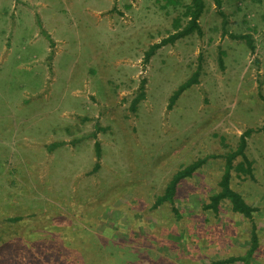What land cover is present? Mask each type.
Returning a JSON list of instances; mask_svg holds the SVG:
<instances>
[{"label":"rangeland","instance_id":"obj_1","mask_svg":"<svg viewBox=\"0 0 264 264\" xmlns=\"http://www.w3.org/2000/svg\"><path fill=\"white\" fill-rule=\"evenodd\" d=\"M221 1L228 30L251 33L255 52L224 35L205 0L202 35L144 64L191 0H0V264H209L247 256L254 223L258 247L231 264H264V0ZM198 64L199 83L169 109ZM248 128H260L247 137L252 171L233 169L231 185L257 211L248 218L228 199L206 209Z\"/></svg>","mask_w":264,"mask_h":264},{"label":"trees","instance_id":"obj_2","mask_svg":"<svg viewBox=\"0 0 264 264\" xmlns=\"http://www.w3.org/2000/svg\"><path fill=\"white\" fill-rule=\"evenodd\" d=\"M215 2L219 14L222 17V26H223L224 35H229L231 38L234 39L245 40L248 46L250 47L251 51L255 52L256 46L253 35L251 33L230 32L227 28L229 22L228 15L222 9V1L215 0ZM205 7H206L205 0H191V3L186 6V11H185V15L188 17L187 22L184 25H182L181 18H176L174 21L176 30L173 33H170L167 37L162 38L161 41L153 43L149 46V48L146 50L144 55V59H143L144 64L149 63L151 57L155 54V52L159 48L167 44H172L177 40L189 36L193 33H198L199 35H202L203 29L200 23V18L204 13ZM48 58L50 60L51 55ZM219 60H220V64L222 65L223 56L221 54ZM199 71H200V65L198 64L196 69L192 72V75L182 84H180L178 88H176L174 92L170 95L169 104H168L169 109L173 108L174 104L177 102L179 97L187 88L191 87L194 84L199 83L200 74H201V72ZM146 82H147L146 78H143L141 80L139 93L132 101L133 110L137 109L138 103L141 100H143L146 96V90H145ZM260 97L264 100L263 93H260ZM255 130H260V128L246 129L244 133L241 135L240 142L236 147V149L228 152L225 155L226 160L224 166V173L219 182L221 188L214 195L210 196L209 203H206L204 205L206 209H213L212 207H214L213 211L218 213L221 202L225 199H228L231 202L232 210L234 212L242 213L244 216L248 218H253V214L255 211H257V207L250 205L243 197V195L232 187L231 177H232L233 169H238L244 173H247V171L250 172L252 171V162L249 160L247 156L246 148L248 145L247 137H249ZM91 136L95 138L94 148L96 154V161L93 165V168L91 169V173H95L100 169L102 164L101 163L102 144L101 141L98 139L96 133H92ZM63 144H65L64 141L54 142L51 145V149H54ZM239 156L242 157L243 160L240 161L238 164H235L234 162ZM205 162H206V158H198L192 161L191 163L183 166L178 171H176V173L172 176V178L166 185L164 193L157 196V199L155 200L152 207L157 208L160 204H162L169 198H172L181 181L185 178L192 177L193 174L205 164ZM174 210L178 212L177 209L174 208ZM8 220L19 221L22 220V217L21 216L10 217L8 218ZM256 247H258V238H257L256 226L254 223L252 228V243L250 249L247 252V256L234 255L224 259L212 260L209 264H231L236 261L246 260L255 251Z\"/></svg>","mask_w":264,"mask_h":264}]
</instances>
